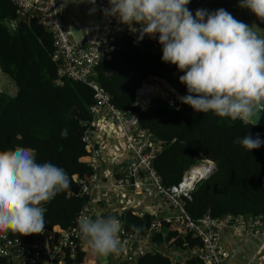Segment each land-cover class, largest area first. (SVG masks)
Masks as SVG:
<instances>
[{
    "label": "trees",
    "instance_id": "trees-1",
    "mask_svg": "<svg viewBox=\"0 0 264 264\" xmlns=\"http://www.w3.org/2000/svg\"><path fill=\"white\" fill-rule=\"evenodd\" d=\"M51 35L37 18L19 17L10 0H0V72L10 76L15 85L14 94L0 89V151L17 146L30 148L37 162L50 161L69 176L85 180L91 168L81 137L92 120L89 107L94 102V91L86 83L68 77L57 81ZM112 45L110 57L96 65L92 77L111 103L135 113L140 126L160 141L152 164L162 183L170 186L179 182L186 170L204 161L205 152L215 168L195 184L191 198L186 199L191 216L262 214L264 218V145L250 152L236 142L246 134H259L264 140V126L222 119L212 112H195L178 97L171 100L152 94L146 102L138 100V91L150 76L162 78L180 96L187 95L186 86L179 82L183 73L162 61L157 38L138 41V37L124 35ZM64 129L68 130L67 137L61 135ZM86 199L69 189L59 193L44 205L45 229L73 225ZM155 218L152 213L137 215L130 209L121 215L126 230L137 233L133 225L141 229L137 234L151 233ZM159 221V230L152 238L155 249L134 263L118 260L114 264H204L196 253L187 254L182 262L173 258L171 245L163 244L167 237H174V246L181 253L198 250L201 241L198 237H177L168 232L170 223L164 218ZM7 233L23 245L30 244L37 235ZM83 257L84 252L77 249L75 259L66 255L63 260L65 264H80ZM0 261L5 264L3 258Z\"/></svg>",
    "mask_w": 264,
    "mask_h": 264
},
{
    "label": "clouds",
    "instance_id": "clouds-1",
    "mask_svg": "<svg viewBox=\"0 0 264 264\" xmlns=\"http://www.w3.org/2000/svg\"><path fill=\"white\" fill-rule=\"evenodd\" d=\"M86 2L95 6L97 0ZM189 3L108 0L102 12L121 25H139L138 41L158 36L162 61L183 73L179 82L188 94L178 97L181 103L198 113L212 112L222 119L256 126L264 111V31L223 8L211 12L197 9L193 15ZM239 6L264 20V0H239ZM61 135L67 137L68 130H62ZM236 142L250 152L264 145L259 134H246ZM70 182L62 167L50 161L37 162L30 148L0 151V232L41 234L47 211L44 205L69 189ZM132 227L134 232L141 230ZM122 228V220L116 216L84 217L78 224L81 240L101 257L119 253Z\"/></svg>",
    "mask_w": 264,
    "mask_h": 264
},
{
    "label": "built area",
    "instance_id": "built-area-1",
    "mask_svg": "<svg viewBox=\"0 0 264 264\" xmlns=\"http://www.w3.org/2000/svg\"><path fill=\"white\" fill-rule=\"evenodd\" d=\"M16 6L19 17L37 18L40 24L53 35L52 60L57 63V74L61 77L78 80L89 85L94 91V102L89 110L92 120L82 133V141L87 151V160L91 174L85 180L72 177L80 183V193L87 197L78 211L74 224L58 231L47 230L37 234L28 245H23L17 238L8 233L0 232V258L5 264H11L13 257L20 260L21 264H40L47 260V264H65L64 257L68 255L75 259L77 249L81 248L78 224L84 217L92 218L94 209L92 204L98 198L94 191L102 188V166L105 162V152L102 142L95 136L93 118L104 116L116 128L117 135L122 137L125 149L129 152L118 163L117 176L111 183L116 189L131 188L133 191L149 188L160 197L172 212L163 217L169 227L176 232L177 237H198L201 241L199 251L196 253L204 264H225L227 251L220 242V230L228 227L237 234L250 233L262 237L264 241V218L262 214L220 217L207 213L199 218H194L185 207L186 199L191 198V191L195 184L212 168V162L204 160L186 170L181 180L170 186L162 183L160 175L153 166L155 154L160 149V141L153 133L142 128L138 117L130 110H123L111 103L108 94L93 79L96 65L103 59H108L113 50L112 43L119 37L130 35L138 37L136 32L139 25H121L114 17H105L103 12L97 27V32L91 33L85 39L76 41L70 26L64 22L66 11L64 0H10ZM205 0H190L196 9H206ZM101 9L108 7V0H97ZM209 11V10H208ZM210 12V11H209ZM158 39V36L156 37ZM144 39L155 38L145 36ZM206 165L204 172L199 167ZM137 215L147 212V208L132 210ZM160 221L155 218L151 225V233L137 234L126 230L120 232V240L130 244V249L123 251L121 260L134 263L138 257L147 251L156 248L152 241L154 233L159 230ZM57 234L55 236L54 234ZM153 236L150 238V235ZM52 243V244H51ZM186 244V242H185ZM132 245V246H131ZM71 264H79L73 261Z\"/></svg>",
    "mask_w": 264,
    "mask_h": 264
},
{
    "label": "crops",
    "instance_id": "crops-1",
    "mask_svg": "<svg viewBox=\"0 0 264 264\" xmlns=\"http://www.w3.org/2000/svg\"><path fill=\"white\" fill-rule=\"evenodd\" d=\"M64 2L66 8L64 14L65 24L70 27L78 26L82 32L83 39L91 33L97 32L102 14V9L97 3L94 6L86 2V0L85 2H81V0H64ZM204 4L210 12L223 8L236 19L243 21L249 26L256 25L264 31V20L258 19L250 10L241 8L239 0H205ZM93 7L96 8L95 12L90 11ZM187 7L195 15L197 10L195 5L189 3ZM156 92H160L159 95L164 98H166V95H169L170 98L172 97L171 100L174 97H180L165 80L157 76H150L148 82H144L138 91V100L146 102L150 95H155ZM93 125L95 127V136L103 145L105 162L102 166V172L104 171L101 179L103 186L94 191V195L97 196L98 200L92 204L94 209L92 219L105 215L116 216L121 219V215L125 210H133L134 208H147V212L152 213L158 219L169 216L170 212H172L171 207L149 188L143 187L142 190L133 191L131 188L114 190L111 187V183L118 175V163L129 152L125 149L122 137L117 135L116 128L104 116L94 117ZM205 169L203 166L199 167V171L201 172H204ZM53 229L56 232L59 230V227L54 226ZM169 231L176 234L170 227L168 228ZM173 241V236L171 238L167 237L163 241V244L171 245L169 250L172 253V257L180 262L185 260L187 254H195L199 251V249L189 250L184 252L186 254L182 257L181 252L176 250ZM220 242L228 254L225 264H264V241L262 237L247 232L237 234L232 229L224 227L220 230ZM80 249L84 252V257L80 264H114L118 260H121L125 249H130V244L121 241L119 253L110 254L107 256V260L103 262L99 260V255L93 254L84 242H82ZM0 264H2L1 261ZM11 264H21V262L18 258L13 257Z\"/></svg>",
    "mask_w": 264,
    "mask_h": 264
},
{
    "label": "water",
    "instance_id": "water-1",
    "mask_svg": "<svg viewBox=\"0 0 264 264\" xmlns=\"http://www.w3.org/2000/svg\"><path fill=\"white\" fill-rule=\"evenodd\" d=\"M70 30H71V34H72L73 38L76 41H80L83 38L82 32H81V30H80V28L78 26H72V27H70ZM256 125L264 126V111L260 112V114H259V120H258V122H257ZM202 156L205 158V160L209 161V159L207 157V154L205 152H202ZM214 168H215V164L212 163L211 170L207 174H205V176L203 178L208 177L210 175V173L214 170ZM69 177H70V181H71L70 182L69 191L71 193H73V194H79L80 193V183L78 181H76L72 176H69ZM152 236H153V234L150 235V238ZM99 260L101 262L106 261L107 260V257H101V256H99ZM40 264H47V260H42L40 262Z\"/></svg>",
    "mask_w": 264,
    "mask_h": 264
},
{
    "label": "rangeland",
    "instance_id": "rangeland-1",
    "mask_svg": "<svg viewBox=\"0 0 264 264\" xmlns=\"http://www.w3.org/2000/svg\"><path fill=\"white\" fill-rule=\"evenodd\" d=\"M0 89L6 90V91L9 90L7 92H9L10 94H14L13 91L15 90V85H14V82L11 79V77L6 75V74H4V73H1V72H0ZM159 94H160V92H156L155 95H159ZM165 97L169 98V99L172 98V97L170 98L169 95H166ZM195 171H197V170H195ZM106 216H109V215H105V217ZM93 219H95V218H93ZM184 254H186V253H181V256L183 257Z\"/></svg>",
    "mask_w": 264,
    "mask_h": 264
},
{
    "label": "bare ground",
    "instance_id": "bare-ground-1",
    "mask_svg": "<svg viewBox=\"0 0 264 264\" xmlns=\"http://www.w3.org/2000/svg\"><path fill=\"white\" fill-rule=\"evenodd\" d=\"M51 36H52V35H51ZM203 167L208 168L206 165H204ZM197 172L199 173V172H201V171H199V170H198V171H192L193 174H195V173H197ZM16 237H17V236H16Z\"/></svg>",
    "mask_w": 264,
    "mask_h": 264
}]
</instances>
